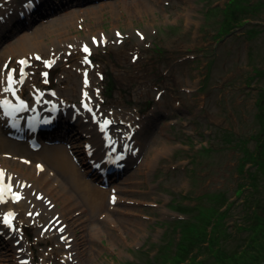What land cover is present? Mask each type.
I'll return each mask as SVG.
<instances>
[{"label": "rangeland", "instance_id": "obj_1", "mask_svg": "<svg viewBox=\"0 0 264 264\" xmlns=\"http://www.w3.org/2000/svg\"><path fill=\"white\" fill-rule=\"evenodd\" d=\"M6 1L0 0V5L6 6ZM230 1L47 0L24 19L15 11L14 23L3 31L0 56L22 37L48 29L47 45L51 46L52 41L61 43L57 49L61 57L68 59L59 67L56 65L49 88L56 89L69 102L80 98L82 62L79 50L66 56L70 51H66L68 45L76 44L78 38L90 44V38L100 32L109 37L108 47L95 50L93 56L97 64L92 79L103 98V109L115 111L119 118L139 117L146 123L140 138L141 153L127 163V172L114 175L116 184L131 175L145 159L147 146H152L155 138L167 142L168 151L155 159V168L147 175H136L140 184L128 187L133 202L123 206L126 216L123 215L131 219L130 234L122 239L114 232L112 241L106 238L102 242L88 237L90 240L83 245L87 264H150V259L158 264L155 257L160 245L179 237L177 232H171L166 238L165 225L188 218L176 211L178 206L172 201L191 206L202 195L217 198L219 193H225L230 202H235L226 220L231 238L222 242L223 250L240 252L249 243L248 233L234 226L241 220L243 209L236 197L238 185L243 184L238 173L242 153L235 143L231 147L223 144L220 136L231 133L235 141L248 140L260 126L257 101L261 90L264 91V0H245L248 11L262 5L261 11L251 16L239 14L229 25L224 19L229 14ZM10 3L21 6L20 0ZM143 4L145 7L139 9ZM102 8L106 10L83 16L89 19L68 31L63 27L51 30L56 21L68 15ZM250 27L257 32H252ZM118 30L125 37L121 44L115 35ZM219 33L229 34L220 42ZM34 63L33 76L42 70L40 63ZM176 79L182 83L177 85ZM110 84H113L112 90L108 89ZM144 116L148 118L143 119ZM69 135L73 143L67 145L68 149L73 145L82 157V136L78 131ZM39 140L52 144L54 141H50L57 138L49 136ZM202 145L212 151L199 153ZM21 150L30 151L26 144ZM177 176L182 180L179 186L175 185ZM103 186L106 189L108 184ZM45 223L41 222L39 228ZM26 225L29 244L33 246L32 263L42 264L41 251L56 243L40 240L37 224L33 226L27 221ZM77 234L81 236V231ZM1 243L0 238V264H19L18 259L12 255L8 259L1 251ZM198 259L206 264L215 263L208 250L200 253Z\"/></svg>", "mask_w": 264, "mask_h": 264}, {"label": "bare ground", "instance_id": "obj_2", "mask_svg": "<svg viewBox=\"0 0 264 264\" xmlns=\"http://www.w3.org/2000/svg\"><path fill=\"white\" fill-rule=\"evenodd\" d=\"M25 1L26 0H22L21 4ZM40 2L43 3L44 1L40 0ZM135 4L137 5V3ZM129 6H126L127 10H130ZM142 7L144 8L145 4L140 5L138 8L142 9ZM150 8L152 7L150 6ZM145 9H149V7ZM8 10H12L11 13H9ZM104 10L106 9L102 8L100 11L94 9L86 12L83 11L82 13H73L64 17L62 20L56 21V25H54L51 30L63 27L65 31H68V28L75 27L78 25L77 23L84 21L86 18L89 19V17L83 18V16L96 15ZM15 11L17 13H23L27 17L28 11L22 7H17L15 4L10 3L7 5V9H5L0 5V18L2 19L0 22V48L3 45V31L12 25L16 19V16H13V13H16ZM153 11L155 10L153 9ZM253 13L254 12L250 11L243 14L244 16H251ZM89 21L90 20H88V22ZM85 24L88 28V23ZM48 32V29L45 27L38 30L35 35H26L22 37L11 49L4 51L0 56V64L5 66L10 60L22 59H27L29 63H32L34 61L29 58V55H33L35 59L36 55H38L40 59L45 55L46 60L43 61L42 65L46 61L56 59L58 63L57 67H59L64 60L68 59L60 57L61 51H58L57 48L61 47V43L52 41L51 46L47 45L46 34ZM119 32L118 30V33ZM99 35L106 34L105 32H100ZM81 43L82 41L78 38L77 43L73 45L75 48L71 54L77 53L79 50L80 55H83V57L80 56L82 62L86 57L88 58L89 54L86 53L84 49H80V47H84ZM68 44H70V42H67V45ZM85 46H87V44H85ZM174 46L177 47L176 44H174ZM89 48L92 49L93 47ZM69 50L70 48L66 49V51ZM66 56H70V53L67 52ZM57 67L55 63L51 66L50 70L42 68V70L34 76L31 75L32 73L27 67L23 68L26 71L25 80L23 85H16V94L23 97L25 88L28 87L33 102H35L36 98L41 94L45 97L46 93L41 89L43 84L40 83V79H44L45 73L53 76ZM79 71L84 74L87 73L89 75V81L90 76L94 75V71L87 67H82ZM8 73V71L0 69V97L2 95L12 96V92H5L2 90L7 85ZM19 74L20 68L15 71L16 79L20 78ZM67 75L70 76L69 74ZM66 76H64L63 79H66ZM48 82L50 83L49 79ZM175 82L177 85L182 83L179 79H176ZM49 83L45 84L49 85ZM90 92L91 86L85 88L83 86L81 91L83 102L80 104L82 116L75 112H71L67 103H60L59 108L61 114H65V117L57 124L61 128L68 129L67 125L69 128L75 127V125H71V120L76 119L78 121L77 127H81L83 133L87 131L92 132L95 136L92 141L95 145L101 147L103 144L102 138L92 125L85 124V117L94 119V115L95 117L99 116V113L95 112L94 104L88 100ZM85 93H87V97H85ZM75 102L77 103L76 100ZM52 103H54V99L53 97H49L46 104ZM85 105H88L92 111H88ZM143 118L145 119L148 117L144 116ZM1 120L2 117L0 116V125L3 123ZM68 121L71 122L67 123ZM127 121L129 122L130 120ZM7 133L0 126V172L12 177L15 184V186L13 185V191L18 192L21 196L20 201L14 203V207L19 210L22 215L37 212L38 216L34 218L35 216L32 214L33 219L29 220V222L34 220L37 224L39 230H37L38 238L44 242L52 241L56 243L52 248L43 249L41 251V253L43 252L41 256L42 264H71L73 261L75 264H87L83 245L89 239L88 237L95 242H102L106 238L108 241H112L114 232H116L117 237L125 239V237L130 234L129 226L131 219L125 218L126 214L123 211V206L127 205L129 202H133L129 196L131 191L129 188H134L135 185L140 184V180H137L135 176L139 174L147 175L155 168V159L160 155H165L168 151L167 142L163 139L158 138V140L155 138L152 146H147L145 154V159H147L137 164L131 175H128L125 179L123 178L120 180L121 182L117 184L113 178L106 175L105 178L109 186L103 189L102 187L104 186L99 182L103 180V178H99V176L94 173L91 174V168L85 166V164H88L86 156L82 154L81 157L80 153L76 151L73 145H71L72 148L68 149L67 145L73 143L70 135L59 134L55 137L57 140L50 141H54L52 144H46V142H40L41 140H39L41 146L31 148L30 151L24 152L21 150V146L26 144L27 141H19L17 139L11 140L7 137ZM36 140L38 141L37 138ZM84 142H86V140H84ZM136 143L139 144L138 140H136ZM140 153L141 149L139 151V154ZM95 158L98 160L100 159L98 156ZM130 160L133 159L129 158L126 162ZM38 165L42 166L43 169L41 170ZM127 168L129 169V166ZM181 182L180 176H177L175 185L179 186ZM111 183L114 184L112 185ZM22 184H26L25 187H22ZM113 194L116 197L112 203L111 195ZM46 201H50L53 207L46 206ZM53 219L61 221L60 227H65L62 234H58L57 229L53 232L45 229V226L50 224ZM43 221H46V223L39 229ZM78 230L81 231V236L77 234ZM0 235L4 236L0 237L3 246L1 251L8 255V259L10 255H12L15 260L28 259L29 262L31 261V257L26 255L27 249L24 248L23 244L21 243L22 245L15 247L13 245V239H8L5 230L1 226ZM61 237H66L63 242L58 241ZM29 249L31 250V245H29Z\"/></svg>", "mask_w": 264, "mask_h": 264}, {"label": "trees", "instance_id": "obj_3", "mask_svg": "<svg viewBox=\"0 0 264 264\" xmlns=\"http://www.w3.org/2000/svg\"><path fill=\"white\" fill-rule=\"evenodd\" d=\"M244 3L245 0L230 1L229 14L224 19L227 24L230 25L239 14L250 12ZM251 9L254 13L261 11L262 5ZM257 107L260 126L248 140L235 141L231 133L220 136L223 144L231 147L235 143L242 153L238 173L244 183L238 186L236 197L241 200L243 209L239 216L241 220L234 226L248 233L249 243L240 252L223 250L222 242L231 238L226 220L235 207V202H230L225 193H219L217 198L199 196L197 198L201 200L191 206L173 201L178 206L176 211L188 218L165 225L166 238L171 232H177L179 237L174 242L168 239L160 245L155 257L158 264H206L198 259L204 250H208L214 264H264V91L259 93ZM199 151L208 153L210 149L203 145ZM149 262L154 264V259Z\"/></svg>", "mask_w": 264, "mask_h": 264}, {"label": "snow or ice", "instance_id": "obj_4", "mask_svg": "<svg viewBox=\"0 0 264 264\" xmlns=\"http://www.w3.org/2000/svg\"><path fill=\"white\" fill-rule=\"evenodd\" d=\"M32 6H34L33 3H32V0H28V2L26 3L25 7L27 8V7H32ZM117 35H119V34H117ZM84 51H85L86 53L90 54V50L87 48V46H85ZM37 59H40V58L37 57ZM85 62H86V63H91L90 61L87 60V57L85 58ZM19 63H20L21 65H26V64H27V61H25V60H21V61H19ZM51 63H54V61H46V62H45L46 66H50ZM5 67H6V66H5ZM15 71H16L15 69L12 70V74H10L9 77H8L7 85L2 89V90L5 91V92H8V91L12 92L13 95H15V93H16V91H17L16 85H18V84H22V83H23V80H24V78H25V76H26V73L23 71V68H21V70H20V74H19V75H20V78H19V79H16V78H15V75H14ZM45 75H47V74L45 73ZM85 76H87V73H85ZM85 84L87 85V79L85 80ZM85 97H87V93H85ZM5 103H7V101H5ZM21 104L23 105V101H21ZM25 107H26V105H25ZM85 108H86L88 111H92V109L89 108L88 105H85ZM109 123H110L109 121L105 120V121L103 122V124L101 125V130H102V131L105 130V129H106V126H107ZM3 175H4L3 172H0V177H3ZM16 198L19 199L18 196H17ZM0 199H2V197H0ZM114 199H115V198H113V200H114ZM9 215H11V214H9ZM5 223L9 224L10 227L12 226V225H11V222H10L7 218H5ZM61 231H63V229H61Z\"/></svg>", "mask_w": 264, "mask_h": 264}]
</instances>
